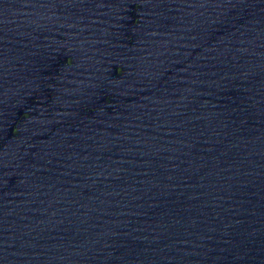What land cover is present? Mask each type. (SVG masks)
<instances>
[{
  "label": "water",
  "instance_id": "95a60500",
  "mask_svg": "<svg viewBox=\"0 0 264 264\" xmlns=\"http://www.w3.org/2000/svg\"><path fill=\"white\" fill-rule=\"evenodd\" d=\"M0 264H264V0H0Z\"/></svg>",
  "mask_w": 264,
  "mask_h": 264
}]
</instances>
